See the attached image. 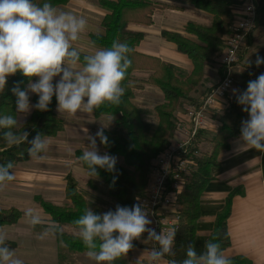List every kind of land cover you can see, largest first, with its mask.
<instances>
[{"label": "trees", "instance_id": "obj_1", "mask_svg": "<svg viewBox=\"0 0 264 264\" xmlns=\"http://www.w3.org/2000/svg\"><path fill=\"white\" fill-rule=\"evenodd\" d=\"M68 0H32L33 3L43 6L50 3L53 6L64 4ZM197 10L207 14L209 23H196L188 21L184 27L186 33L195 36V40L185 37L182 33L173 31H161V36L166 41L175 45L177 52L186 55L192 69L184 72L171 63L161 61L157 57L144 55L135 50L136 45L144 37V32L132 30L130 23L149 25L152 23L151 15L156 8H169V6L149 0H98L99 5L108 13L101 21L100 35L91 34L90 39L100 47L111 46L113 40L127 42L132 52L129 55L131 66L127 70L123 81L125 95L120 105L103 104L92 113L93 116H109L112 121L107 123L104 131L109 144L105 146L98 140V145L104 153L118 156L123 159V165L117 163L115 173H109L98 169L99 178L89 179L90 182H98L108 189L109 197L115 199L118 205L131 207L136 204V198L143 194L153 160L166 149L175 131L176 110L184 101L197 103L191 97V93L200 84L204 77V69L218 60L227 37L231 34V26L234 22V9L239 7L243 0H184ZM255 8L254 29L247 37L244 47L238 55L239 71L233 74V93L227 98V106L222 112H217L213 118L218 122L216 133L208 137L210 149L199 153L198 138L204 132H199L190 147V156L195 162V167L188 173L185 186L178 193V208L182 216V223L176 230L175 245L172 257L180 262L186 257V249L189 244H194L196 222L200 216V200L206 184L213 178L212 169L218 167V154L228 148L229 139L240 135L239 123L248 116L237 103V96L247 89L250 80H255L264 73V64L256 66L257 57L264 59V0H253ZM87 55L81 53V59ZM220 64V62H219ZM222 69V65L220 64ZM220 69V70H221ZM135 70L150 71L146 80L141 81L133 77ZM222 73V70H221ZM33 79V78H32ZM28 79L20 72L8 77L5 91L0 94V115H13L16 113V97L11 89L19 84L25 88ZM142 83L151 84L160 89L163 101L153 107L156 116V124L153 126L141 114V110L134 104V90L139 89ZM211 89V88H210ZM209 89V90H210ZM208 90V91H209ZM38 97L34 94L30 97V103L35 104ZM57 106L55 96L45 112L32 109L21 127L13 129L16 132L27 131L28 140L31 141L37 133L47 137L57 134L62 128V121L54 113ZM5 129H0V164L11 161L14 164L30 160L27 149L29 145L22 143L19 146H8L3 139ZM96 134V133H95ZM202 134V135H201ZM201 141V139H199ZM83 150H76L75 158L86 169V166L78 159ZM197 153V154H195ZM116 176L113 185V177ZM66 184L64 195L70 202L66 206L54 205L40 196L35 197L36 203L44 213L50 216L56 229L54 236L59 245L71 253L87 252L82 241L76 235L74 221L83 214V210L89 206L84 194L79 190L77 181L71 173L65 177ZM230 193L224 207L218 212L214 226L206 242L212 240L224 249L229 245L226 222L230 213ZM90 207V206H89ZM96 213H101L99 206L91 207ZM21 212L15 208L0 209V227L14 224ZM205 242V243H206ZM134 247L140 242L133 241ZM11 249L16 245L7 242ZM130 250L127 256H122L112 264H136L131 259ZM232 264H250L243 257H232Z\"/></svg>", "mask_w": 264, "mask_h": 264}, {"label": "clouds", "instance_id": "obj_2", "mask_svg": "<svg viewBox=\"0 0 264 264\" xmlns=\"http://www.w3.org/2000/svg\"><path fill=\"white\" fill-rule=\"evenodd\" d=\"M86 27L84 17L59 10L50 3L41 7L32 0H0V94L5 91L8 77L17 72L28 79L25 88L21 89L17 84L11 89L16 97V113L26 116L32 109L48 111L53 96L60 115L74 116L78 112L89 115L103 104L118 106L122 103L125 95L123 81L131 66L129 55L132 49L127 42L113 40L110 47L99 48L81 59V52L74 44ZM261 64L264 59L257 57L256 66ZM33 77L37 78L35 82ZM55 77L60 78L53 83ZM30 94L38 97L34 105L30 103ZM237 103L249 117L241 122L237 150L255 149L264 153V73L248 82L247 89L237 96ZM20 124L17 116L0 115L5 143L8 146L27 143L29 158L38 162L46 160L51 147L47 136L37 133L29 141L27 131H13ZM106 127L103 124L94 136H87L89 143L78 158L86 166L89 179L99 178L98 169L109 173L117 171L118 158L101 154L97 145L98 138L101 144L108 146ZM12 169L11 161L0 164V185L15 179ZM116 178L113 177V185ZM25 215L33 227L42 223L41 217L31 208ZM151 223L148 212L139 203L131 207L117 205L114 211L102 214L88 206L74 221L76 235L88 250L87 257L95 264H112L127 256L134 247L133 241L140 240L145 233L147 239L144 243L158 245L150 251L151 264H232L221 245L212 240L204 244L200 253L194 244H189L186 257L180 262L167 259L175 255L176 230L157 233L149 227ZM49 234L45 230L40 238ZM7 240V233L0 231V264H24L15 250L8 247Z\"/></svg>", "mask_w": 264, "mask_h": 264}, {"label": "crops", "instance_id": "obj_3", "mask_svg": "<svg viewBox=\"0 0 264 264\" xmlns=\"http://www.w3.org/2000/svg\"><path fill=\"white\" fill-rule=\"evenodd\" d=\"M149 1L155 2V4H165L169 8H156L151 15L152 23L149 25L129 24L130 29L144 32V37L138 42L135 50L141 54L154 56L161 61L171 63L186 73L189 72L192 69L190 59L186 55L177 52L173 43L162 38L161 31L179 32L185 37L195 40V36L186 33L184 27L188 21L208 24L207 14L197 10L184 0ZM55 7L78 17H84L87 20L86 30L74 44L81 53L91 54L97 49L103 48L93 43L90 39L91 34L101 31V21L108 13L106 9L99 5L98 0H68L66 3L56 5ZM241 16V9L239 7L235 8L234 19H239ZM220 69L218 60L214 64L205 67L203 80L191 93L192 99L199 101L218 82L221 76ZM239 69L238 64L235 72L239 71ZM149 72L146 70H135L132 75L134 78L144 81L148 78ZM59 78L55 77L53 83H56ZM35 80L36 78L33 77V82ZM233 90L234 88L232 87L229 95L233 93ZM134 91L139 92V94L135 95L136 92H134L133 102L142 109L153 108L162 102V92L151 84L142 83L141 88ZM32 95L34 94H30V97ZM186 106H182L183 108L179 107L176 110L175 116L181 114ZM225 108L221 104L215 105L208 114L210 121L216 124L217 127L218 122L213 118V115L217 112H222ZM56 112L57 106L54 108V113L61 120L62 116H59ZM83 114L89 125L86 128L79 127V125L74 123L73 125L65 123L64 119L61 120V130L55 136L47 137L51 145L46 154L47 156L51 153L50 156L54 160L62 159L61 156L68 150L67 143L75 139L77 140L81 135L83 137L86 135L94 136L99 126L91 125L107 116H94L96 119H93L91 117L93 116L92 114ZM18 115L19 113L17 117ZM78 117L79 115H74L72 116V120L77 121ZM248 118L247 116L240 121V128L241 122ZM239 136L229 139L228 148L218 154L219 166L212 169L213 178L206 184L200 200V216L196 222L194 245L198 253L204 250V244L212 232L216 215L224 207L230 193L235 191L231 197L230 213L226 222L229 245L223 251L230 258L243 257L250 264H264V153H259L255 149L247 151L237 150ZM71 137H75V139H71ZM79 149L74 148L73 154ZM31 160L33 159L17 162L16 164L31 162ZM76 161L78 162L77 159ZM32 162L35 161L33 160ZM59 164L63 166L62 163ZM78 164L80 163L78 162ZM82 168L83 176L88 178L86 169L83 166ZM68 173H71L77 181V176L74 172L68 171ZM35 177H40L41 180H44L45 187L56 186L57 188L60 186L62 194L65 197L66 180L64 176L62 179L54 181L52 177L48 176H38L27 172L21 173L18 175L20 181H16L17 183L13 179L12 181L5 182L4 185H0V209L15 208L21 212L20 217L14 224L3 225L0 227V231L7 233V242L16 245L12 249L15 250L16 256L24 261V264H59L56 262L58 259H61L63 263L65 256L73 255V253L60 247L55 236L51 233L54 224L48 223L50 216L44 213L46 216L43 217L42 212L44 211L38 204L34 205L36 207L32 206V199H35L36 196L33 197V194L28 192L30 190L25 185V182L28 183V181ZM27 193H29L28 201L26 197ZM29 208L35 210L41 219L44 218L46 222L42 221L41 224L35 227L31 226L25 215L26 210ZM45 230H48L50 234L41 239L40 234ZM144 240H146L145 235L138 240L140 242L139 246L133 248L131 251L130 259L136 264L149 253L147 244L143 242ZM91 263L95 264V261Z\"/></svg>", "mask_w": 264, "mask_h": 264}, {"label": "built area", "instance_id": "obj_4", "mask_svg": "<svg viewBox=\"0 0 264 264\" xmlns=\"http://www.w3.org/2000/svg\"><path fill=\"white\" fill-rule=\"evenodd\" d=\"M239 6L242 16L234 20L231 34L227 37L219 56L222 73L218 82L195 104H188L176 116L175 131L168 146L154 160L145 190L136 198L148 212L152 221L150 228L157 233L162 230H177L182 223L178 208V193L185 186L188 173L195 167L190 156V147L201 131L215 132L216 124L209 119V112L215 105L227 106V98L233 86V74L238 67V55L247 37L252 33L255 20L253 0H243ZM197 154V153H195ZM147 237V233L144 234ZM149 249L157 248L155 242L146 243ZM137 264H151L150 258Z\"/></svg>", "mask_w": 264, "mask_h": 264}, {"label": "rangeland", "instance_id": "obj_5", "mask_svg": "<svg viewBox=\"0 0 264 264\" xmlns=\"http://www.w3.org/2000/svg\"><path fill=\"white\" fill-rule=\"evenodd\" d=\"M207 22L209 23V19ZM218 61H219V58H218ZM134 92H136V91H134ZM137 94H139V92H136L135 95H137ZM133 99H134V97H133ZM162 101H163V99H162ZM194 101L197 102V100H194ZM189 103H192V102L191 101H184L179 107H182V106L184 107V105L186 106ZM138 108L141 110L142 116L147 121H149L151 125L154 126L156 124L157 120H156V116H155V113L153 111V108L152 107H148V108L143 107L144 109H142L140 107H138ZM56 113L59 116H62V119H64L65 123H69L72 125L74 123V124L79 125V127L81 126L84 128L89 126L87 124L88 123L87 119L84 117L83 113H80V112L77 113V115H79L77 121L72 120L73 115H68V114H61L60 115V113H58V112H56ZM20 115L21 114H19L18 117H19L21 124L18 127H21L22 123L25 120H27L25 118H28V116H29V114L26 116H24V115L20 116ZM91 117L93 119H96L94 116H91ZM111 121H112L111 117L106 116L105 118H101L100 120L94 122L95 124L91 125V126H99L97 128V130H99L103 124L106 125L107 123H109ZM214 133L215 132H208L207 131V132H204L203 135L201 134L202 136L200 138H198V141H197L199 153L202 154L204 151H208L210 149V144L207 141V139H208V137H210ZM87 136L88 135L83 137L81 135V137H78L77 140L75 139V137H71V139H75V140H73L74 142L70 141L69 143H67L68 144V148H67L68 150H66V152L61 156L62 159H60V160H57V161L54 160L53 157L50 156L51 153H49V155L47 156V159L42 161V162H38L35 160H34L35 162H32L33 160H31V162H27V163H23V164H16L13 167V169L11 170L15 174L14 181L15 182L20 181L18 178V175H20L21 173H24V172L36 174L38 176L52 177L53 180L55 181V180L62 179L63 176L65 177V175L68 173V171L69 172L71 171V172H74L76 174V176H77L76 178L78 181L77 182L78 188L84 194V196H85L84 198H86L90 207H92L94 205L99 206V208L101 209L100 210L101 214L105 213L109 210L114 211L116 206L118 205V203L115 199H113L112 197H109L107 187L105 185L98 183V182H95V181L90 182V180H88L87 177H84L83 171H82L83 170L82 165L78 164V162L74 158V154H73L74 148H80V151H81V150H84L85 147L87 146V144L89 143V141L87 140ZM199 139H201V141ZM97 142H98V140H97ZM70 143L73 145H71ZM97 145H98V143H97ZM98 148H99V152L101 154H104L103 148H101L99 145H98ZM116 157L118 158L117 162L119 164L123 165V159L121 157H118V156H116ZM59 163H62L63 166H61ZM43 181L44 180H41L40 177L39 178L35 177V178L31 179L30 181H28V183L25 182V185L28 186L29 190H30L28 192H31L33 194V197L40 195L41 198L50 201L54 205H58V206L69 205L70 202L63 196L60 186L57 188H56V186L45 187L44 186L45 183ZM26 197H27V201H28L29 193H27ZM32 200H33L32 206L37 205L34 198ZM34 207H36V206H34ZM42 214H43V217L46 216V214H44V212H42ZM42 221L46 222V220H44V218L42 219ZM48 223H53V222L48 220ZM56 228L57 227H55V225H54L53 229L51 230V233L55 232ZM53 236H54V234H53ZM145 239H147V237H145ZM60 247H63V246L60 245ZM63 248L65 249V247H63ZM64 254H66V253H64ZM149 256H150V253H147V255L144 256L142 259H140L138 262L140 263V261H143V260L149 258ZM56 262H58L59 264H93V263H91L92 260H90L87 257L86 252H79V253L73 252V255L65 256L63 263L61 262V259H58V261H56Z\"/></svg>", "mask_w": 264, "mask_h": 264}]
</instances>
